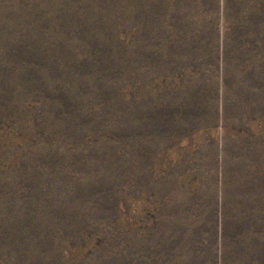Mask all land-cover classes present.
<instances>
[{
	"label": "rangeland",
	"instance_id": "rangeland-1",
	"mask_svg": "<svg viewBox=\"0 0 264 264\" xmlns=\"http://www.w3.org/2000/svg\"><path fill=\"white\" fill-rule=\"evenodd\" d=\"M0 264H264V0H0Z\"/></svg>",
	"mask_w": 264,
	"mask_h": 264
}]
</instances>
